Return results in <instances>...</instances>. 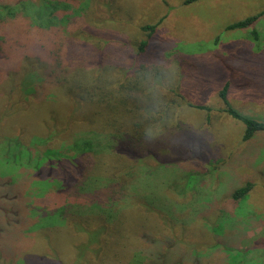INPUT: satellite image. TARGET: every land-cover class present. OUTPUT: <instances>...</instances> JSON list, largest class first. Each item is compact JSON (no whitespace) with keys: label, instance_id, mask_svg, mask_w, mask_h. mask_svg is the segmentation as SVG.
<instances>
[{"label":"rangeland","instance_id":"1","mask_svg":"<svg viewBox=\"0 0 264 264\" xmlns=\"http://www.w3.org/2000/svg\"><path fill=\"white\" fill-rule=\"evenodd\" d=\"M70 2L80 8V13L78 11L65 28V62H68L65 69L74 74L72 81L80 78L85 68L89 75L92 71L93 77L122 80L133 62L137 63L146 72L138 85L139 97L148 100L150 108L147 110H163L166 115L158 123L160 127L149 144L154 153L159 149L160 162L155 159L152 165H158L150 164L145 168V184H140L147 193L144 196H149L155 207L144 212L142 203L137 198L132 199L130 193L119 197L124 185L115 184L118 180L111 177L126 164L122 159L113 158L107 170L103 168L87 179L98 183L93 190L98 195L93 197L89 193L87 196L91 200L105 201L106 193H111L107 191L116 189L119 191L116 204L92 211L88 209L92 205L87 204L74 213L86 216L81 224L88 229L96 224L93 215L103 213L99 223L106 225L111 239L99 240L87 248V243L82 241L88 240L87 236L79 226L75 229L72 221L61 224L51 217L60 198L41 191L37 183L46 176L45 171L50 168L48 162L41 170L45 176L40 177L36 167L22 165L14 152L1 154V146L0 264H100L102 260L106 264H129L131 254L123 250L132 253L142 249L147 255L153 250L148 242L150 233L162 240H178L174 252L166 244L155 254L161 264L172 256L175 262L171 260V264H181L185 259L189 263L194 260L193 264H229L227 252L232 249L231 264L240 260V264H264V131L243 140L245 124L221 112L224 103L219 95L223 85L230 81L228 100L231 105L245 116L264 121V0ZM258 14H261L259 20L246 28L227 29L232 22ZM159 21L145 56L137 61L139 45L148 39V31L142 27ZM254 28L258 32L263 30L258 39L252 33ZM53 32V28L36 27V38ZM1 46L6 44L1 43ZM95 53L97 58L93 61ZM0 64L3 69L4 63ZM49 78L50 75L37 84L36 94H52L53 87L46 83ZM0 99H6L1 83ZM57 101L60 100L55 97L54 103ZM194 104L211 108L195 109ZM3 109L0 100V116ZM169 111L174 113L170 119ZM95 117L91 115L90 119ZM89 122L96 124L100 120ZM5 130L0 127V136ZM10 134L6 136H18L19 129ZM21 137L27 139L26 135ZM117 139L123 142L122 135ZM151 150L148 153L153 154ZM51 161L48 174L52 179L58 178L62 170H76L68 159ZM163 163L172 165L167 168ZM83 164H87L86 160ZM193 166L201 175L195 191L199 199L195 202L196 196L190 197L188 202L192 201L187 204V199L175 198L177 205L186 203L179 207L171 198L178 191L171 182L174 181L179 190L193 192L194 187L186 186L196 184L199 177L183 171ZM87 167L90 171L95 169L91 163ZM133 175L130 187L135 183L136 170ZM248 179L255 182L254 187L246 198L233 202L229 197L230 188ZM38 192L41 194L37 195ZM44 198H50L47 204L41 203ZM138 205L141 207L137 208ZM176 208L178 222L169 228L161 222L159 214L161 210L168 212ZM71 212L69 208L65 217L71 218ZM122 233H125L124 238ZM116 249L124 255L118 257Z\"/></svg>","mask_w":264,"mask_h":264},{"label":"trees","instance_id":"2","mask_svg":"<svg viewBox=\"0 0 264 264\" xmlns=\"http://www.w3.org/2000/svg\"><path fill=\"white\" fill-rule=\"evenodd\" d=\"M192 1L195 0H186V2ZM78 11L80 13V8H75L70 0H14V2L0 0V63H4L3 69L0 64V74H2L0 83L6 94L4 101L0 99L4 104L3 115L0 116V127L6 128L5 133L1 134L4 137H2L0 147L3 146L1 154L6 156L14 152L15 155H18L19 162L23 163L22 165H33L36 167L38 176L46 175V178L37 180L40 190L45 193L49 191V194L54 198H60L59 206L51 214V217L61 224L72 221L75 229L76 226H79V230L88 239L82 241L86 242L87 248H89L92 243L99 240L111 239L110 233L105 228L106 225L99 223L103 213L99 212V214L93 215L97 220L94 221L96 224L91 222L94 226L92 229L85 228L81 224V220L87 219L86 216L74 213L87 204L92 205L91 208H88L90 211L94 208L101 210L103 207L110 208L116 204L115 198L118 197L116 192L119 193L116 189L107 191L111 193H106L108 199L105 201L91 200L87 196L89 193L93 197L98 195L93 192L98 183L87 179L97 175L96 173L103 168L107 170L110 163H113V158L122 159L126 164L111 177L113 180H118L114 182L115 184L124 185L119 197L130 193L132 199L137 198L142 203L143 207L138 205L137 208H143L144 212H150V209L155 207V203L150 202L149 196L145 197L147 193L144 192L140 184L144 183L147 174L145 168L152 165L155 159L160 162L159 149L157 153H154L149 144L152 136L156 134L154 132L158 131L160 127L158 123L164 120L166 115L164 116L163 110H147L150 108L146 103L148 100L139 97L138 85L141 84L142 74L145 76L146 72L137 63L133 62V66L128 68L127 74L122 80L113 79V77L108 79L93 77L92 71L90 70L89 75L87 68L84 67L83 75L85 76L82 75L75 82L72 81L75 78L74 74H69V70L65 69V63L68 64L67 60L65 62V58H67L66 43L64 42L66 39L65 28L71 19L77 16ZM260 15L232 22L227 25V29L246 28L252 25ZM160 21L142 27L148 31V39H144L140 43L137 57L135 56L137 61L145 56L149 40ZM36 27L40 30L53 28L54 32L47 37L36 38ZM252 33L254 38H259L255 28ZM1 43H5L6 46H1ZM96 54H94L93 61L97 58ZM17 72L19 73L17 74ZM48 75L50 78L46 79V83H50L53 87L52 94L47 96L36 94L37 84L42 79L45 80L46 76L48 78ZM14 78L17 79L12 83ZM230 85L231 82L227 81L220 89L219 95L224 103L221 112L242 121L245 124L243 140H249L258 132L264 131V121L245 116L231 105L228 100ZM55 97L60 101L54 103ZM193 106L200 110L211 108L204 104H194ZM104 109L106 110L103 113ZM169 114L170 116L167 115L168 119L174 115L170 111ZM91 115L96 117L90 119ZM96 119H99L100 123L89 122L92 120L95 123ZM15 129H19V137L6 136L11 135L10 133ZM25 135L27 139L23 140L21 136L25 137ZM118 135H122L123 142L118 141ZM149 149L154 155L148 153ZM55 158L72 161L76 170H62L58 178L52 179L48 173L51 170V160ZM83 160H86V165L83 164ZM169 161L172 162V160ZM47 162L50 168L47 167L44 175L41 170ZM90 163L95 168L92 169L93 171L87 167ZM156 165L158 164L154 163L152 166ZM164 165L168 168L172 164ZM134 170L137 175L135 183L130 187L129 184L135 177ZM183 171L197 175L199 178L196 184L191 183L186 186L187 188L194 187L193 192L186 189L179 190L177 184L170 181L178 188V191L171 196L175 205H177L175 198L187 199V204L192 201L188 202L190 197L196 196L195 202L199 199V194L195 192L201 178L200 173L197 172L198 168L193 166L183 169ZM103 177L106 181L109 180L108 177ZM188 182L189 180L184 181V185ZM254 185L255 182L250 179L242 185L235 183L229 190V197L233 202L246 198ZM39 194L41 193L38 192L37 195ZM50 198H44L41 203L47 204V199ZM186 203L179 202L177 206L180 207ZM75 206L77 209L74 210ZM160 207L162 208L163 205ZM69 208L72 211L71 218L65 217ZM176 211H179L178 208L168 212L161 210L159 219H162L163 224L172 228L170 225L178 222L175 217ZM121 237L124 238L125 233H122ZM149 239V247L153 246V250L147 255L142 249L134 250L132 253L123 250V253L131 254L128 259L129 264H161L155 256L158 250H163L168 244L174 252L176 243H178L177 238L162 240L160 237L154 236L153 233H150ZM233 250L227 252L229 264H231L230 255L233 254ZM118 253V257L120 254L124 255L116 249V254ZM168 259L162 264L175 262L173 256ZM122 260L124 259L120 261ZM189 261L190 263L185 259V262L181 264H193L194 262V260ZM241 262L242 260L232 264ZM100 264H106V261L102 260Z\"/></svg>","mask_w":264,"mask_h":264},{"label":"crops","instance_id":"3","mask_svg":"<svg viewBox=\"0 0 264 264\" xmlns=\"http://www.w3.org/2000/svg\"><path fill=\"white\" fill-rule=\"evenodd\" d=\"M258 20H259V19H258ZM256 21H257V20H256ZM256 30H257V29H256ZM261 31L263 32V30H262V29H261V30L258 32V35H259V36H261V34H262V32H261ZM260 33H261V34H260ZM262 49H263V47H262L261 49H259V51L261 52V51H262Z\"/></svg>","mask_w":264,"mask_h":264}]
</instances>
